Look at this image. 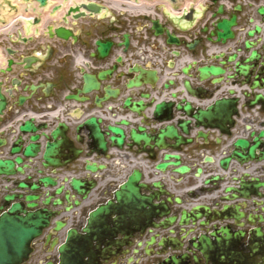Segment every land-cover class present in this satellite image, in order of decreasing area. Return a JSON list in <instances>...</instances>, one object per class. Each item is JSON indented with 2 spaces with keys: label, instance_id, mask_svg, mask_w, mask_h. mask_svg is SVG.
Returning <instances> with one entry per match:
<instances>
[{
  "label": "water",
  "instance_id": "obj_1",
  "mask_svg": "<svg viewBox=\"0 0 264 264\" xmlns=\"http://www.w3.org/2000/svg\"><path fill=\"white\" fill-rule=\"evenodd\" d=\"M29 1L0 0V24L7 23L17 13L18 3ZM38 1L44 5L46 0ZM222 7L211 16L213 20L204 31L207 33L205 39L213 49L207 50L205 60L192 59L190 64L176 70L174 77L180 80L163 85L160 92L164 99L161 102L157 103L147 89L155 90L158 80L157 73L150 69L153 62L149 56V59H142L140 65L127 66V74L132 78L126 87L129 94L126 98L108 96L105 85L94 89L98 98L103 97L98 101V110L106 108L108 113L89 118L85 115L73 117L78 124L70 126L61 122L50 135L42 128H35L33 122L26 121L19 126V144L3 147L0 143V155L8 157L0 156V178L5 177L4 181L10 185L5 187L7 192L0 201V264L24 263L32 252V242L46 228L48 234L45 239L48 242L53 240L55 244L59 240L58 234L64 235L65 242L59 247V252L64 258L63 264H72L69 257L89 256L98 261L108 254L113 255V248L131 245L136 235L142 236L153 220L159 222L154 226L163 231H169L178 222L179 240H188L201 253L212 250L214 245L236 242L237 229L248 227L251 236L256 226L264 224V182L256 183L258 179L255 181L249 173L235 176L237 170H231L233 162L240 167L251 162H264V122L258 125L260 130L247 124L239 139L234 140L233 134L237 128L235 118L239 117L237 107L241 103L243 108L261 106L264 109V6L258 8L260 19H252L253 29L246 32L247 40L239 46L235 43L233 30L237 26V17H224ZM154 29L157 35L163 34L157 24ZM167 37L168 44L180 45L175 36L167 33ZM175 55L180 56V52ZM171 68L175 70L174 63ZM88 91L84 94H89ZM221 93L223 96H219ZM5 99L0 93V114ZM113 101H118L119 110L136 117H141L145 109L152 110L162 127L153 135L146 129L136 131L131 122L136 119L121 118L120 113L111 112ZM213 131L229 139L225 144L221 138L215 141L223 158L215 162L213 156L200 153L196 158L198 162L185 163L183 149L210 146ZM68 135L73 136L82 148L74 149V146L73 149L59 150L62 140ZM50 139L61 142L49 145L46 142ZM125 143L129 148L143 147L148 148L144 151L154 150L158 155L162 154L155 169L171 181H177L175 175H189L193 168L196 169L194 176L201 180L203 166L208 164L211 167L218 164L226 175L208 174L200 182L203 186L199 193L194 195V191H189L183 201L167 191L160 180L152 184L141 183V171L134 170L112 194L113 199L89 213L81 231L69 228L71 219L67 216L73 215L76 209L89 201L98 186L97 179L108 169L106 164L88 159L97 156L108 160L109 151L123 150ZM42 151L45 168L65 167L84 157L81 176L66 177L53 193L43 192L41 188L57 186L55 178L42 177L36 182L31 178L14 182L9 179L24 173L20 168L24 159H33ZM65 151L69 154H64ZM57 156L66 158L64 164L55 160ZM158 172L156 176H159ZM228 177L233 184L212 205L192 203V200L220 190L219 184L228 183ZM172 207L182 208L172 214ZM6 208L8 210L2 212ZM248 209L251 212H247ZM170 231L174 232V229ZM145 245L154 246L152 243ZM156 247L162 246L158 244ZM144 256L151 255H143L141 260Z\"/></svg>",
  "mask_w": 264,
  "mask_h": 264
},
{
  "label": "flooded vegetation",
  "instance_id": "obj_2",
  "mask_svg": "<svg viewBox=\"0 0 264 264\" xmlns=\"http://www.w3.org/2000/svg\"><path fill=\"white\" fill-rule=\"evenodd\" d=\"M195 2L46 0L44 5L38 0L22 2L10 25L0 29V93L6 98L0 114V128L8 125L0 143L13 145L21 142L18 135L13 138L17 118L33 122L35 128H42L50 135L62 118L92 114L103 98H98L94 89L103 85L109 91L108 96L126 98L129 96L126 87L131 76L125 69L131 64H142L141 60L149 54L158 56L164 68H171V64L176 63L173 57L177 52H180L179 58H192L200 52L204 56L206 47L202 32L208 28L213 20L211 16L221 6L224 16L237 17L239 27H251L252 19L258 17L253 3L259 0H205L203 19L194 27L193 21L197 17ZM226 2L230 4L228 7ZM155 24L163 35L170 33L175 36L182 50L169 47L166 36L162 35V42L157 41ZM194 36L199 45L195 52L193 44L188 43V39L193 40ZM245 40L247 35L243 36L237 29L235 43L239 46ZM187 64L190 62L186 61L185 66ZM150 69L157 73V82H160L163 70L153 66V63ZM171 81L172 78L166 79L164 84ZM87 89L90 92L85 95ZM146 111L143 110L142 116L135 118L137 124L131 121L132 128L136 131L146 129L153 135L159 123L153 114L145 115ZM111 112L119 113L120 110L116 108ZM62 141L59 150L80 147L73 136L68 135ZM59 142L61 140L50 139L47 143L58 145ZM144 150L148 148H130V155H126L125 161L131 157L151 159L154 150L149 152L150 155L140 156ZM59 163L63 161L59 160ZM44 165L43 157L24 160L21 169L26 174V180L41 175ZM253 174L252 178L255 181L258 179L256 183L264 182V167L254 168ZM113 190L114 185H110L109 193ZM85 218L86 213L82 212L79 226ZM150 224L142 238L133 240L127 248L113 250V255L108 254L98 261L89 256H75L70 261L81 262L79 264H264V224L256 226L251 236L248 235L250 228L244 227L237 231V242L214 245L211 251L204 253L196 250L192 243L180 241L178 227L174 228V232L161 235L154 226H157V221L153 220ZM144 241L154 247L158 244L162 247H144ZM172 248L181 251L177 253ZM146 254L152 256H144L145 259L141 260V256ZM62 263L58 244L55 245L54 241L49 244L41 238L34 242L33 252L24 264Z\"/></svg>",
  "mask_w": 264,
  "mask_h": 264
},
{
  "label": "bare ground",
  "instance_id": "obj_3",
  "mask_svg": "<svg viewBox=\"0 0 264 264\" xmlns=\"http://www.w3.org/2000/svg\"><path fill=\"white\" fill-rule=\"evenodd\" d=\"M120 2V1H119ZM119 2H115L114 4H120Z\"/></svg>",
  "mask_w": 264,
  "mask_h": 264
}]
</instances>
